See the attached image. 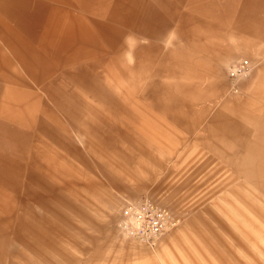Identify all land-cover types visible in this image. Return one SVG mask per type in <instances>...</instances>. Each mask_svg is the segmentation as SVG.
Here are the masks:
<instances>
[{"label":"rangeland","instance_id":"374dc122","mask_svg":"<svg viewBox=\"0 0 264 264\" xmlns=\"http://www.w3.org/2000/svg\"><path fill=\"white\" fill-rule=\"evenodd\" d=\"M0 264H264V0H0Z\"/></svg>","mask_w":264,"mask_h":264},{"label":"built area","instance_id":"2783aa9c","mask_svg":"<svg viewBox=\"0 0 264 264\" xmlns=\"http://www.w3.org/2000/svg\"><path fill=\"white\" fill-rule=\"evenodd\" d=\"M226 70L228 91L235 93L238 82L251 72V64L247 59L234 60ZM117 217L115 226L119 233L150 249L179 221L170 209L154 199L127 202Z\"/></svg>","mask_w":264,"mask_h":264},{"label":"crops","instance_id":"0c3cea01","mask_svg":"<svg viewBox=\"0 0 264 264\" xmlns=\"http://www.w3.org/2000/svg\"><path fill=\"white\" fill-rule=\"evenodd\" d=\"M237 86L239 87V82H238ZM112 214H113V211L107 208V209L105 210L104 215H103V218L105 219V221H106V220H109L110 217L112 216Z\"/></svg>","mask_w":264,"mask_h":264}]
</instances>
